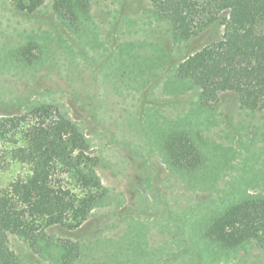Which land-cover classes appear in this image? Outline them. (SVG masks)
Wrapping results in <instances>:
<instances>
[{"label": "rangeland", "instance_id": "1", "mask_svg": "<svg viewBox=\"0 0 264 264\" xmlns=\"http://www.w3.org/2000/svg\"><path fill=\"white\" fill-rule=\"evenodd\" d=\"M88 1L71 26L52 0L32 14L0 0V118L56 107L86 137L107 189L79 228L46 229L38 251L9 235L18 264H61L62 240L79 245L72 264H264L254 242L226 249L205 236L229 204L264 195V111L242 109L232 92L202 109L198 89L175 77L223 27L178 40L148 0ZM176 130L201 152L195 171L167 161L162 143Z\"/></svg>", "mask_w": 264, "mask_h": 264}, {"label": "trees", "instance_id": "2", "mask_svg": "<svg viewBox=\"0 0 264 264\" xmlns=\"http://www.w3.org/2000/svg\"><path fill=\"white\" fill-rule=\"evenodd\" d=\"M18 12L32 14L45 0H7ZM172 35L188 40L219 23V40L187 56L175 77L198 89V106L216 108L221 93L232 92L247 111H264V0H148ZM56 16L71 26L87 14L88 0H52ZM162 150L171 166L195 171L201 152L185 130L168 134ZM98 158L86 137L59 110L48 104L0 118V175L14 176L0 187V264H18L8 236L24 239L38 251L46 229L79 228L107 189L98 174ZM205 236L233 249L254 242L264 252V195H245L209 220ZM61 264H72L79 245L59 241Z\"/></svg>", "mask_w": 264, "mask_h": 264}]
</instances>
